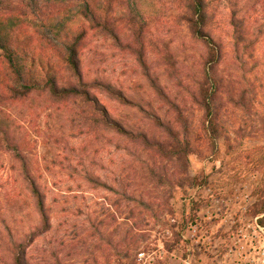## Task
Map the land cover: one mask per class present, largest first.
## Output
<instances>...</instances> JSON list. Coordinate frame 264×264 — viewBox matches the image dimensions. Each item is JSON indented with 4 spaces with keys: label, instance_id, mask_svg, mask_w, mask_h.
I'll return each instance as SVG.
<instances>
[{
    "label": "rangeland",
    "instance_id": "1",
    "mask_svg": "<svg viewBox=\"0 0 264 264\" xmlns=\"http://www.w3.org/2000/svg\"><path fill=\"white\" fill-rule=\"evenodd\" d=\"M95 2L0 5V264H264V0Z\"/></svg>",
    "mask_w": 264,
    "mask_h": 264
},
{
    "label": "trees",
    "instance_id": "2",
    "mask_svg": "<svg viewBox=\"0 0 264 264\" xmlns=\"http://www.w3.org/2000/svg\"><path fill=\"white\" fill-rule=\"evenodd\" d=\"M0 1H1L0 2V5H1V3L7 0H0ZM30 1L32 2V5L36 6V0H30ZM42 1L46 4L53 3V4H58V5L67 3V0H42ZM95 3H96L95 7L102 10V7H104L103 0H96ZM70 11L71 9L64 11V14H65L64 18H62L58 22L49 24V27H50V31L54 35V39H56L57 42H61L60 45H64L67 47L68 61L73 65L74 68H77L76 62H75L76 53H77L76 48H77V45L80 43V41H82L83 36L73 41L69 37L68 32L65 30L69 23L68 15ZM80 16H82L85 20L91 21L94 24L96 23L97 25L99 24V22L97 23V21L101 19V17L99 16L97 17V15L94 14V11L93 12L91 11V6L88 3V1L85 2L83 9L80 11ZM21 22H22V19L18 16H0V48L4 49L7 52V59H8V62L11 68L13 69L14 73L23 81L24 76H25V68H26L25 63L28 65L30 62L29 60H23L18 54H13V52H10L8 46L6 45L7 37L4 36L7 34L6 31L7 32L13 31V30H16L19 26H21ZM41 35H44L43 32H40V39L46 45H48V43L44 41V38ZM31 67L34 68L33 62H31ZM65 93L66 94L69 93L72 95H78L77 90H71ZM114 126H117V125H114ZM42 206L43 204L41 205V208Z\"/></svg>",
    "mask_w": 264,
    "mask_h": 264
}]
</instances>
